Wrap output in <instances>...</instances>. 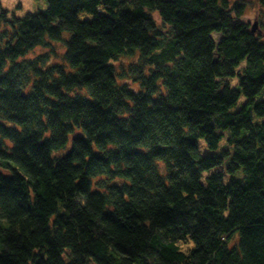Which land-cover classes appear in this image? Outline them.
<instances>
[{"label": "trees", "instance_id": "trees-1", "mask_svg": "<svg viewBox=\"0 0 264 264\" xmlns=\"http://www.w3.org/2000/svg\"><path fill=\"white\" fill-rule=\"evenodd\" d=\"M45 2L0 7V264H264L263 15Z\"/></svg>", "mask_w": 264, "mask_h": 264}, {"label": "rangeland", "instance_id": "rangeland-1", "mask_svg": "<svg viewBox=\"0 0 264 264\" xmlns=\"http://www.w3.org/2000/svg\"><path fill=\"white\" fill-rule=\"evenodd\" d=\"M249 1V7H248V15L256 18L257 15H263L262 19H264V14L261 12L259 1L258 0H248ZM47 3L45 0H0V7L7 8L10 11L16 13L19 16L24 15L28 11L32 12H37L40 9L46 8ZM82 18H90L86 13H81ZM257 21V26H258V19H253L252 20V25ZM264 33V32H263ZM70 36L69 32L64 33V38H68ZM213 37L216 40V42H219L220 39L222 38V34L220 33H213ZM52 42H62V41H52ZM56 48L59 52H63V46L59 43L56 45ZM45 49L44 48H38L36 49V52L31 53V56L43 52ZM215 56L217 57L218 54L216 53ZM119 64V62H117ZM231 86L235 88H240L238 82L235 81L234 78L231 79ZM246 102V98L244 94L241 95L239 103L234 107L236 109L240 108L242 104ZM255 120H258L259 118H255ZM200 148L201 151L204 154H210L211 151L208 149L207 144L204 139H200Z\"/></svg>", "mask_w": 264, "mask_h": 264}, {"label": "water", "instance_id": "water-1", "mask_svg": "<svg viewBox=\"0 0 264 264\" xmlns=\"http://www.w3.org/2000/svg\"><path fill=\"white\" fill-rule=\"evenodd\" d=\"M256 29H257V21H255V23L252 25V30L256 31Z\"/></svg>", "mask_w": 264, "mask_h": 264}]
</instances>
